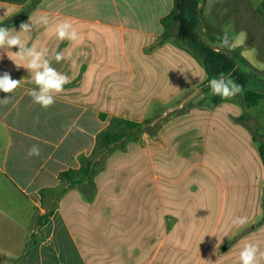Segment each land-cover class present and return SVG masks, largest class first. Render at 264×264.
<instances>
[{
    "label": "crops",
    "instance_id": "1",
    "mask_svg": "<svg viewBox=\"0 0 264 264\" xmlns=\"http://www.w3.org/2000/svg\"><path fill=\"white\" fill-rule=\"evenodd\" d=\"M29 1L0 0V7L7 12L24 10ZM224 4L208 0L198 5L193 31L199 39L210 40L211 43L207 42L210 45L219 44L226 32L224 27L216 25L219 8L226 7ZM238 7L242 25L228 33L232 48L241 47L240 55L248 64L264 72V0H240ZM172 9L173 0H41L34 9L16 20L6 21L0 17V26L19 31L21 22L46 14L49 25L34 28L24 37L26 44L29 47L35 45L38 50L46 49L52 66L70 79L65 90L55 97V104L43 109L28 94L36 87L31 82V73L23 67L17 69L11 60L19 62L13 54L18 48L0 49V75L7 71L13 79L21 80L20 86L10 94V102L0 103V264H89L78 234L64 211V205L74 204L78 221L91 220L87 198L83 199L80 193L79 201L68 200L66 197L73 189L55 205L49 198L44 203L42 198L65 184L67 178L60 179L61 173L68 174V179H77L81 164L89 159L97 162L99 167L93 179L97 196L107 191L111 196L106 194L104 198L111 199L114 204L112 212L102 215L99 220H135L139 208L134 217L131 208L140 204V209L144 211L145 207L147 211V204L153 200L154 179L152 141L147 137V131L140 134L130 131L108 149L100 143V138L114 118L141 123L142 115L138 119L132 117L136 116L137 104L166 100L175 86L177 92L191 85L196 91L204 90L210 80L207 78L216 73V67L205 69L191 54L178 48L171 38L162 39L164 28L160 20ZM63 20H70L80 33L79 43L57 39L51 29ZM57 51H63L65 55L59 63L53 59ZM168 55L178 60L177 71H165L162 66L161 58H168ZM167 80L172 85L164 90ZM6 95L0 92V99ZM183 103L184 99L178 107ZM202 109L212 113L211 108ZM99 114L104 115V119H100ZM186 117L188 115L178 121ZM174 120L161 126V140L174 132L169 130ZM149 121L148 125L152 126L157 119ZM204 134L208 139V131ZM246 138V143H241L238 149L247 151L251 148L258 152L259 144L255 139ZM33 144L40 147L39 157L27 155ZM163 160L167 161L165 157ZM248 168L245 164L238 175L229 177L232 202L238 205L239 199L240 202L243 199L246 212L253 190H260L262 195L264 192V168L260 166L259 177L252 178ZM137 172H142V182H138ZM173 179L161 177L160 209L151 221L158 228L155 235L161 241V249L171 247L169 251L177 254L184 250L185 239L197 228L193 225L195 220L185 213L193 198L190 184ZM83 205L85 219L81 212ZM263 215L264 212L259 210L252 218L253 222ZM247 225L248 222L243 226ZM263 227L264 223L251 234ZM151 252L146 248L143 264H149ZM174 261V264H185L177 259Z\"/></svg>",
    "mask_w": 264,
    "mask_h": 264
},
{
    "label": "rangeland",
    "instance_id": "2",
    "mask_svg": "<svg viewBox=\"0 0 264 264\" xmlns=\"http://www.w3.org/2000/svg\"><path fill=\"white\" fill-rule=\"evenodd\" d=\"M217 1L225 3L226 7L219 8L217 14L219 20L216 25L224 27L227 33H231L242 25L238 9L240 0ZM23 13V9H13L7 12L4 7H0V17L6 21L16 20L23 16ZM37 18L36 15L33 16V19ZM171 39L178 48L191 54L181 41ZM194 58L198 64L202 65L199 58ZM161 64L165 71L169 69L177 71V67L179 68L178 60L170 55L168 58H161ZM213 67H216V73L207 78L208 80L222 73L217 66ZM169 79L174 80L173 77ZM170 80H167L164 90L172 85ZM173 89L174 91L168 95L166 100L154 101L152 104H137L136 116L132 115L134 119L143 116L141 126L133 134H140L146 130L147 137L152 141L153 200L151 204H147V211L145 207L142 211V204H140L131 208L133 217L135 210L139 208V214L135 220L126 218L121 221L99 220L102 215L107 216L109 212H112L114 204L111 203V199L104 198L107 191L103 192L100 197L97 196L94 182L90 187V193L83 194V199L87 198L85 201L89 203L87 211L90 213L89 217H92L91 220L78 221L75 205L69 203L64 205L66 217L78 234L89 264H134L138 259H140L139 264H143L146 248L152 250L147 260L149 264H174V259L185 262V264H240L239 253L243 246L250 242L257 244L260 250L264 251V227L251 234L264 223V215L263 219L261 217L254 222L252 219L259 210L264 212L262 209L264 192L262 195L260 190H253L249 196L248 212H246L243 199L241 202L239 199L238 205L232 202L233 193L229 184V177L238 175L245 164L249 166L248 173L251 178L259 177L260 166L263 169L257 150L250 148L247 151H241L238 148L241 143H246V137L254 138L256 144L260 143L264 133V101L261 100L256 106L247 108L243 101V91L234 98L224 100L218 97V101L214 102L216 96L211 93L209 87L197 91L193 85L180 88L178 92L176 86ZM182 99L184 103L178 107ZM143 106L146 108L141 109ZM203 107L211 108L212 113L202 109ZM186 115L188 117L185 120L178 121ZM176 118L177 120H174ZM154 119L157 121L152 126L143 125L145 120ZM169 120H174L173 125L169 127V130L173 129L174 132L161 140L160 128ZM207 131L208 139L204 134ZM158 143H161V147ZM120 145L123 146L124 143L121 142ZM162 154L167 161L163 160ZM101 159H104V156ZM162 163H165V166ZM96 169L98 170L99 167L97 166ZM141 176L142 172H137L138 182L143 181V178L140 179ZM161 177L169 178L171 181H174L175 177L183 183H189L190 192L193 193V198L187 204L185 213L192 221L195 220L193 225L197 229L190 232L191 234L185 239L184 247H182L184 250H180L177 254L169 251L171 247L161 249V241L155 235L158 228L151 221L153 214L155 216L156 211L160 209ZM109 182L112 183V180H108ZM70 189L73 191L66 198L79 201L82 191L78 186L65 187L62 185L44 194L45 196L42 197L44 203L49 198L52 200V205H55L58 199ZM58 192L61 193L56 195ZM81 212L85 219L84 205ZM236 216H246L248 225L246 227L234 226L232 219ZM148 256L147 254V258Z\"/></svg>",
    "mask_w": 264,
    "mask_h": 264
},
{
    "label": "clouds",
    "instance_id": "3",
    "mask_svg": "<svg viewBox=\"0 0 264 264\" xmlns=\"http://www.w3.org/2000/svg\"><path fill=\"white\" fill-rule=\"evenodd\" d=\"M49 17L40 15L37 19L29 17L28 21L21 22L19 31L10 29L9 27L0 26V49L2 48H18L17 52H13L17 60L11 59L17 69L25 68L31 73V82L36 86L29 90L34 103L40 105L43 109H48L56 102L55 97L61 94L65 89L64 86L70 82L68 75L58 71L52 66V62L47 57V50H38L35 45L29 47L25 38L34 28L39 26H48ZM57 39L60 41L67 40L70 43H79L82 39L80 33L73 26L70 20L57 22L51 29ZM15 33V34H14ZM232 48V40L227 32L220 38L217 50L228 51ZM53 59L59 63L65 59L63 51H57ZM21 80L13 79L9 72L0 75V92L6 95L0 99V103L7 104L10 102V94L20 86ZM208 87L213 95L219 96L221 99L227 100L234 98L242 93L243 88L235 82L230 74L220 73L217 77H213L208 81ZM29 157H39L41 150L38 144H33L28 150ZM247 223L246 216H236L232 219L234 226H243ZM240 264H262L264 262V251H261L255 243H246L239 253Z\"/></svg>",
    "mask_w": 264,
    "mask_h": 264
},
{
    "label": "trees",
    "instance_id": "4",
    "mask_svg": "<svg viewBox=\"0 0 264 264\" xmlns=\"http://www.w3.org/2000/svg\"><path fill=\"white\" fill-rule=\"evenodd\" d=\"M41 0H30L24 7V13L31 11L40 3ZM208 0H173V9L165 17L161 18L160 24L164 28L162 39L174 38L181 41L193 55L201 60L205 69L217 66L224 74H230L236 83L243 88V101L245 106H256L261 100L264 101V72L258 71L248 64L240 55L241 47L231 48L228 55L213 50L205 44L199 36L194 33L193 27L198 17V5ZM216 96L214 102L218 101ZM100 119L104 115L99 114ZM151 121L146 120L143 125L149 126ZM141 126L140 123L128 121L126 119L114 118L110 121L106 131L100 138V143L105 149L110 145L119 143L130 131H136ZM258 156L264 168V133L258 145ZM97 162L89 159L81 164L79 168V177L75 180L68 179V174L61 173L60 179L67 178L65 187L78 186L82 194L88 195L93 179L97 174ZM58 192L56 195H59ZM87 197V196H86ZM264 211V202L262 203ZM47 216L44 217L46 219Z\"/></svg>",
    "mask_w": 264,
    "mask_h": 264
},
{
    "label": "water",
    "instance_id": "5",
    "mask_svg": "<svg viewBox=\"0 0 264 264\" xmlns=\"http://www.w3.org/2000/svg\"><path fill=\"white\" fill-rule=\"evenodd\" d=\"M204 42H205V41H204ZM205 44L208 45L209 47H211L213 50L219 51V50H217L218 45H210V44H208L207 42H205ZM220 52H222V53L228 55L227 51H220Z\"/></svg>",
    "mask_w": 264,
    "mask_h": 264
}]
</instances>
